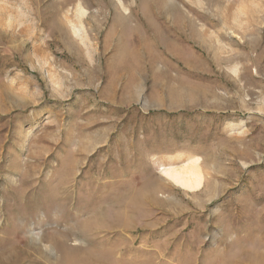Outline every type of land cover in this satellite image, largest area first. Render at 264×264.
I'll list each match as a JSON object with an SVG mask.
<instances>
[{
    "label": "rangeland",
    "instance_id": "obj_1",
    "mask_svg": "<svg viewBox=\"0 0 264 264\" xmlns=\"http://www.w3.org/2000/svg\"><path fill=\"white\" fill-rule=\"evenodd\" d=\"M0 264H264V0H0Z\"/></svg>",
    "mask_w": 264,
    "mask_h": 264
},
{
    "label": "bare ground",
    "instance_id": "obj_2",
    "mask_svg": "<svg viewBox=\"0 0 264 264\" xmlns=\"http://www.w3.org/2000/svg\"><path fill=\"white\" fill-rule=\"evenodd\" d=\"M199 158L196 157L180 169L165 171V174L178 185L190 189H200L202 186V172L200 169Z\"/></svg>",
    "mask_w": 264,
    "mask_h": 264
}]
</instances>
